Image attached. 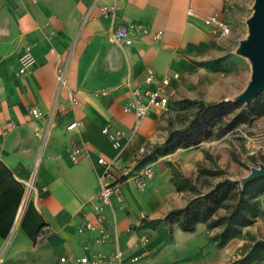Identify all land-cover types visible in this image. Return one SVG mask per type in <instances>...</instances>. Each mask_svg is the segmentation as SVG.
<instances>
[{"label": "crops", "instance_id": "crops-1", "mask_svg": "<svg viewBox=\"0 0 264 264\" xmlns=\"http://www.w3.org/2000/svg\"><path fill=\"white\" fill-rule=\"evenodd\" d=\"M236 1L0 0V264H77L82 256L106 264H240L250 225L220 244V228L209 221L185 230L169 218L221 181L195 194L178 186L172 169L196 184L199 169L209 167L208 155L216 159L219 152L210 143L164 151L180 128L178 104L221 100L222 91L211 92L210 85L234 81H212L191 53L204 52L216 38L203 18L218 13L227 20ZM115 2L120 8L113 19L101 7ZM132 24L151 31L129 45L116 43L113 30ZM157 30L163 31L159 39ZM27 46L35 63L21 74ZM61 67L67 80L62 88ZM148 68L155 70L151 81ZM167 71L179 73L168 86L167 110L154 108L138 118L124 109L135 90L155 89ZM34 106L42 111L37 118L29 113ZM73 122L77 127L69 129ZM106 125L125 132L120 150L103 132ZM77 147L83 155L73 162ZM155 147L161 151L150 155ZM100 157L114 159L125 174L105 209L106 240L99 231H79L96 221ZM148 163L155 172L140 187L133 175ZM117 251L121 260H109Z\"/></svg>", "mask_w": 264, "mask_h": 264}, {"label": "rangeland", "instance_id": "rangeland-1", "mask_svg": "<svg viewBox=\"0 0 264 264\" xmlns=\"http://www.w3.org/2000/svg\"><path fill=\"white\" fill-rule=\"evenodd\" d=\"M254 0H237L233 11H229L226 21L232 25L233 34L225 37L215 36L210 39V45L204 52L191 53L192 60L208 69V77L212 81L217 78H233V82L225 85H210L211 92L219 88L222 91L221 100L236 102L235 97L240 94L251 78L252 65L247 57L237 53L241 39L247 36V18L253 12ZM201 56L206 59L201 61ZM193 72V71H192ZM197 73V70L193 72ZM241 77V78H240ZM242 79V80H241ZM205 102H215L213 100ZM230 107V112L213 128V135L202 143L213 144L214 150L219 152L215 159H210L209 167H201L196 184L192 178H186L179 168H173V176L181 188L192 190L195 194L214 185L217 178L240 181L247 176L253 167L264 163V92L259 94L250 104ZM245 110L241 122L233 121L236 114ZM197 110V106L182 102L178 104L177 122L180 128L190 123ZM236 127L221 135L230 124ZM219 160L221 161L219 163ZM224 212L223 208L221 212ZM247 242L242 246L240 264H264V193L258 197V212L254 222L244 234Z\"/></svg>", "mask_w": 264, "mask_h": 264}, {"label": "built area", "instance_id": "built-area-1", "mask_svg": "<svg viewBox=\"0 0 264 264\" xmlns=\"http://www.w3.org/2000/svg\"><path fill=\"white\" fill-rule=\"evenodd\" d=\"M119 5L115 2L112 4H106L101 7V11L104 15L110 16L113 19L116 18L119 10ZM194 10L189 9V15H193ZM205 26H207L210 32L214 36L225 37L232 33V25L230 22L224 20L220 17L218 13H212L203 18ZM131 30L133 33H131ZM151 30L144 27L141 24H132L129 27L118 26L113 30V39L116 43L120 45L131 44L137 36L143 33H150ZM163 34L162 30H157L153 33L155 39H159ZM35 63V56L31 50V47L27 46L24 53L20 56L19 73L24 74L29 71ZM65 67L59 68L58 78L61 88L66 85ZM155 76V70L153 68L147 69V80L151 81ZM179 77L178 72L167 71L163 74L161 78V83L155 89H146L145 91L135 90L133 92V97L128 100L125 104L124 109L126 111H133L138 118L147 114L151 109H161L167 110L170 104V96L168 93V86L172 78ZM70 99L77 103V98L72 92H69ZM29 113L32 117L37 118L42 115V111L34 106L29 107ZM77 127V122L71 123L68 128L74 129ZM113 145L117 149L123 147L121 139L125 136V132L120 129L111 128L110 125H106L103 128ZM146 151V147L143 148V152ZM83 155L81 147L75 148L71 153V159L73 162H78ZM98 163L104 166V173L101 176V186L98 192L94 195L93 208L96 221H86L79 227V231L84 230L99 231L102 235V240H106L108 237V232L102 226V220L104 218L105 209L111 204L112 196L119 192V185L124 179V173L119 171L115 163V160H108L105 157H100ZM155 170L152 163L146 164V166L138 173L133 175L136 180L137 185L142 187L146 178L153 176ZM29 187L32 186L29 184ZM122 252L117 251L108 257L109 260H121ZM65 256L61 257V261H66ZM107 260H102L100 257L91 258L89 256H82L76 259L77 264H106Z\"/></svg>", "mask_w": 264, "mask_h": 264}, {"label": "trees", "instance_id": "trees-1", "mask_svg": "<svg viewBox=\"0 0 264 264\" xmlns=\"http://www.w3.org/2000/svg\"><path fill=\"white\" fill-rule=\"evenodd\" d=\"M182 102L197 106V110L189 124L171 132L165 152L178 147L200 145L213 135V128L226 118L230 107L243 106L241 102L232 101L205 102L185 99ZM244 112L243 109L236 114L233 121L241 122ZM235 127V123L230 124L221 135ZM160 151V148L155 147L150 155ZM262 193L264 176H258L246 183L231 179L221 180L209 191L191 200L185 208L172 212L169 218L179 220L185 230L194 229L199 221H209L211 226L220 228L217 235L219 243L223 244L239 233L242 227L254 222L258 212V197ZM223 208L225 211L221 212ZM258 244L264 246V241Z\"/></svg>", "mask_w": 264, "mask_h": 264}, {"label": "water", "instance_id": "water-1", "mask_svg": "<svg viewBox=\"0 0 264 264\" xmlns=\"http://www.w3.org/2000/svg\"><path fill=\"white\" fill-rule=\"evenodd\" d=\"M248 33L240 40L237 53L247 57L252 65L251 78L243 91L235 97L236 102L250 104L264 92V0H254L253 12L247 18ZM258 176H264V163L253 167L242 178L246 183Z\"/></svg>", "mask_w": 264, "mask_h": 264}]
</instances>
